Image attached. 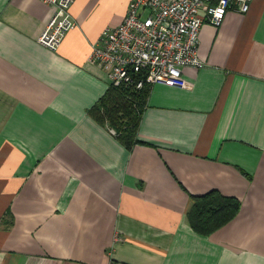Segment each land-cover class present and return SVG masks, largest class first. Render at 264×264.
Returning a JSON list of instances; mask_svg holds the SVG:
<instances>
[{
    "label": "crops",
    "instance_id": "crops-1",
    "mask_svg": "<svg viewBox=\"0 0 264 264\" xmlns=\"http://www.w3.org/2000/svg\"><path fill=\"white\" fill-rule=\"evenodd\" d=\"M131 1L75 0L51 51L53 8L0 0V264H264V0L204 23V67L151 86L128 150L89 113L110 86L88 58ZM211 191L241 207L202 236L187 211Z\"/></svg>",
    "mask_w": 264,
    "mask_h": 264
},
{
    "label": "built area",
    "instance_id": "built-area-1",
    "mask_svg": "<svg viewBox=\"0 0 264 264\" xmlns=\"http://www.w3.org/2000/svg\"><path fill=\"white\" fill-rule=\"evenodd\" d=\"M54 10L38 38L57 51L77 26L70 14L75 0H41ZM253 0H132L123 22L106 28L88 58L105 73L109 86L162 84L189 89L185 67L203 68L199 40L205 22L220 27L230 8L248 13ZM115 134V131L112 130ZM109 264H123L110 261Z\"/></svg>",
    "mask_w": 264,
    "mask_h": 264
},
{
    "label": "trees",
    "instance_id": "trees-1",
    "mask_svg": "<svg viewBox=\"0 0 264 264\" xmlns=\"http://www.w3.org/2000/svg\"><path fill=\"white\" fill-rule=\"evenodd\" d=\"M150 90L151 86L147 84L140 90H135L132 85L110 86L99 105L89 113L99 124L113 129L119 142L131 150L143 143L138 139V128ZM191 201L187 219L193 231L202 236H209L229 223L241 207L238 199L218 191L193 196Z\"/></svg>",
    "mask_w": 264,
    "mask_h": 264
}]
</instances>
